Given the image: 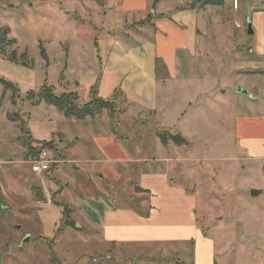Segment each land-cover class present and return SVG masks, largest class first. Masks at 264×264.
I'll return each instance as SVG.
<instances>
[{
	"label": "rangeland",
	"instance_id": "374dc122",
	"mask_svg": "<svg viewBox=\"0 0 264 264\" xmlns=\"http://www.w3.org/2000/svg\"><path fill=\"white\" fill-rule=\"evenodd\" d=\"M13 3L15 7L9 8ZM65 7L63 0H0V159L11 161L5 165L7 171L12 176L27 177L38 187L40 180L46 179L58 191L62 189V193H57L55 202L75 210V217L78 218L80 213L86 212L89 204H94V200L100 201L103 197H114L120 193L132 196L131 186H122L120 183L125 166L116 161L107 164V156L101 153L102 149H98L103 139H111L123 147L133 160L168 158L171 160L169 176L174 184H180L199 196L196 213L205 232L215 234L217 243L225 235L227 243L235 246L238 240L249 239V249L245 254L247 258L241 257L240 264H264V164H255L238 157L234 119L230 117L231 111L241 109L238 104L230 102L232 99L229 94L218 93L220 107L218 105L215 109L219 111L218 114L211 112L210 123L196 114L197 104L193 105L196 108L185 110V120L179 122L177 129L187 135L188 140L179 132L167 131L165 127H171L173 119L168 114L171 108H177L175 100L164 102L167 98L161 87L156 98V115L130 105L124 98L128 80L136 72L148 86L146 91L142 83L138 84L141 96L145 94L152 101L154 82L151 83V78H155L149 75L152 71L149 64L140 67L139 56L125 60L128 55L123 51L118 53L108 50L113 42L106 46L101 44L102 41L113 39L111 35H106V38L101 35L111 28L107 22L112 16L104 24L99 15L76 21L75 18H67ZM246 24L242 23L243 34L246 26L248 28ZM126 30L134 29L127 27ZM126 30L122 29L116 34L124 38V33L128 32ZM2 35H5L4 41H1ZM89 39L94 46L97 45L94 55ZM10 41H14L13 44ZM80 45L87 46L88 50H78ZM106 57H109L108 62ZM99 59L103 61V66L99 64ZM156 69L157 77L162 80L161 66L155 62ZM106 74L119 79L113 111H101L94 118H66L52 106L45 103L36 105L38 96L27 97L29 92L38 94L43 87H51L55 96L63 92L74 93L78 97V106L91 101L92 90L98 98L111 101L110 97H105L107 89H110L104 79ZM234 80L224 74L219 83L212 82V88L217 85L219 91L229 92ZM3 82L13 85L17 92L4 89ZM135 86L132 84L129 89L137 95L139 91L132 90ZM201 100L209 99L203 95ZM152 106L155 108L154 104ZM9 117L14 121H10ZM214 123L216 127L211 129L210 125ZM50 127H55L56 131ZM32 130L36 134H47L48 130L52 133L47 139H35ZM160 133H167V144L161 142L158 137ZM167 135L179 137L185 144L178 146ZM48 141L51 142V148H43L39 152H47V159L51 161L50 169L42 175H36L31 170L30 157L35 159L38 154H32L31 149H39L41 144ZM28 145L33 148L26 150ZM113 150L117 151L116 147ZM27 153L31 156L28 157ZM115 157L121 155L115 154ZM112 170L114 172L111 173ZM4 173L7 174L6 171ZM2 174L1 170L3 181ZM102 175L107 176V179L101 180ZM3 185L4 188V182ZM20 189L21 186L16 187L14 194V207L20 212L0 206V264H136L130 260L123 261L127 255L125 253L117 261L112 252L102 253L91 247L76 245L78 241L88 239V236L83 230L73 227L58 230L60 232L55 233L56 239H51L52 244L45 243L37 210L26 205L30 195ZM251 190L261 193L251 197ZM33 194L36 195L35 191ZM131 204H136V201L132 200ZM107 205L113 204L107 201ZM75 217L70 212L69 220L75 222ZM61 225L62 220L60 229H63ZM28 230L34 237L25 244L29 236H21Z\"/></svg>",
	"mask_w": 264,
	"mask_h": 264
},
{
	"label": "crops",
	"instance_id": "0c3cea01",
	"mask_svg": "<svg viewBox=\"0 0 264 264\" xmlns=\"http://www.w3.org/2000/svg\"><path fill=\"white\" fill-rule=\"evenodd\" d=\"M63 2L66 4L67 18H75L76 21L87 20L86 16L93 18V15H99L104 24L112 16L107 22L112 31L108 29L101 35L104 38L111 35L113 39L102 41L101 44L106 46L113 42L114 44L108 47L109 51H123L128 55L125 60L139 56L140 67L149 64L152 70L149 75H154L155 78H151V83L154 82L153 99L151 101L145 94L141 96L138 84L142 83L146 91L148 86L135 72L134 77L128 80L127 94L124 95L130 105L146 109L152 115L158 114L156 98L161 87L163 95L167 98L164 102L168 99L175 100L177 108H171L168 114L173 118L171 127H164L167 131H176L183 135L177 125L185 120L187 108L197 107L196 114L210 123L211 112L218 114L219 111L215 109L219 105L218 93L229 94L232 99L230 102L237 103L241 108L231 111L230 115L234 119L238 157L255 164H264V0H241L237 11L233 10L231 0ZM14 5L16 4L13 3L9 8L15 7ZM242 23L251 26L252 34H248L247 26L245 34L242 33ZM127 27L134 30L128 31ZM122 29L129 32L124 33V38L116 34ZM88 42L94 55L97 45L94 46L90 39ZM87 48L80 45L77 49L85 52ZM105 60L108 62L109 57ZM155 62L161 66L162 80L157 77ZM99 64L103 66L100 59ZM93 66L95 67V63ZM224 74L235 79L229 92L219 91L217 85L212 88V82L219 83ZM104 79L110 86L105 97L111 99L119 89L116 86L119 79L110 74H106ZM132 84L137 85L132 89L139 91L137 95L132 94L129 89ZM101 91L103 93L102 86ZM203 95L209 100L200 101ZM195 104L196 107H193ZM210 127L215 129V123ZM50 129L56 131L55 127ZM32 132L35 139H47L52 133L48 130L47 134L37 133L38 136L33 130ZM183 137L189 139L187 135ZM77 141L79 142V138ZM114 147L117 151L113 150ZM31 148V145L25 147L26 150ZM98 149H102L101 153L107 156V164L118 162L125 166L120 183L122 186H131L132 196L118 192V196L94 200L97 205L89 204L86 212L80 213L78 218L75 217L76 211L67 207L77 219L73 222L74 228L83 230L85 236H88V239L78 241L76 245L91 247L102 253L112 252L117 261L125 253L127 255L123 261L130 260L136 264H240L241 257L247 258L245 254L249 249V239L238 240L235 246L227 243L225 235H220L221 241L217 243L215 234H207L200 226L196 213L199 196L180 184H174L170 179V159L133 160L123 147L116 145L111 139H103ZM115 154H120L121 157H115ZM32 158L31 156L30 159ZM10 162L0 159V171L2 170L4 177L2 181L0 175V199L3 204L0 206L20 212V209L15 210L14 194L16 187L21 186L20 190L30 195V201L26 202V205L37 210L43 228L42 238L45 243L52 244L51 239H56L55 233L60 232L58 230H66L60 229L64 205H57L55 202L57 193H62V189L58 191L46 179H41L38 187L27 177L12 176L5 167ZM102 179L106 180L107 176L102 175ZM33 191H36V195ZM17 192L20 194V191ZM38 194H41L44 200H39ZM132 200L136 201V204H131ZM107 201L113 205L108 206ZM30 233L28 230L21 237L29 236L30 242L34 237V234Z\"/></svg>",
	"mask_w": 264,
	"mask_h": 264
},
{
	"label": "trees",
	"instance_id": "16d2710c",
	"mask_svg": "<svg viewBox=\"0 0 264 264\" xmlns=\"http://www.w3.org/2000/svg\"><path fill=\"white\" fill-rule=\"evenodd\" d=\"M7 31V30H6ZM8 32V31H7ZM5 36V35H4ZM2 35L1 41H4V37ZM14 41H10V44H13ZM2 43V42H1ZM43 58L46 56L44 53L41 54ZM14 56V54H13ZM13 61H16L15 58H12ZM158 72V71H157ZM2 82L0 81V84ZM4 84V89L6 90H11L13 93H16L17 90L13 85H8L10 83L3 82ZM2 85V84H1ZM117 94V92L115 93ZM115 94L111 98V101H105L101 98H98L96 96V92L92 90L90 93L91 101L83 106H78V97L74 93H65L61 94L60 96H55L53 93V89L51 87H43L42 90L38 94H34L33 92H29L27 94V97L29 95L31 96H38V102L36 105H40L41 103H45L49 106L54 107L57 111H59L61 114H63L66 118H74L78 120H84L88 117L94 118L96 114H99L101 111H108L112 112L113 111V104L115 100ZM10 121H14L12 118H8ZM167 133H160L158 137L160 138L161 142L163 144H167V138H166ZM168 139L174 143L177 144L178 146H182L185 144V141L179 137H172L170 135H167ZM51 142L49 143H44L41 144L40 148L38 149H31L33 154H39L40 149L43 148H51ZM38 190V189H35ZM36 192V191H35ZM37 198L39 200H44L43 196L38 194ZM70 210L64 206L63 211H62V225L61 228H67V227H73L74 228V223L69 220V214Z\"/></svg>",
	"mask_w": 264,
	"mask_h": 264
},
{
	"label": "built area",
	"instance_id": "2783aa9c",
	"mask_svg": "<svg viewBox=\"0 0 264 264\" xmlns=\"http://www.w3.org/2000/svg\"><path fill=\"white\" fill-rule=\"evenodd\" d=\"M231 5L234 11H237L241 6V0H231ZM51 161L47 159V152L41 151L35 159L31 160V170L36 175H42L49 171Z\"/></svg>",
	"mask_w": 264,
	"mask_h": 264
},
{
	"label": "water",
	"instance_id": "95a60500",
	"mask_svg": "<svg viewBox=\"0 0 264 264\" xmlns=\"http://www.w3.org/2000/svg\"><path fill=\"white\" fill-rule=\"evenodd\" d=\"M248 34H252L251 31V26H248ZM243 93L245 94V92L243 91ZM261 193V191H256V190H251V197H255L258 196ZM29 241V239H25L24 243H27Z\"/></svg>",
	"mask_w": 264,
	"mask_h": 264
}]
</instances>
